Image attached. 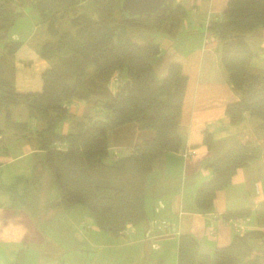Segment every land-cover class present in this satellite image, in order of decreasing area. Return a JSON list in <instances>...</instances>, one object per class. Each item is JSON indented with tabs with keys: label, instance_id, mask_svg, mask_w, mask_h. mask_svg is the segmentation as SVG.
I'll use <instances>...</instances> for the list:
<instances>
[{
	"label": "trees",
	"instance_id": "trees-1",
	"mask_svg": "<svg viewBox=\"0 0 264 264\" xmlns=\"http://www.w3.org/2000/svg\"><path fill=\"white\" fill-rule=\"evenodd\" d=\"M81 1L31 0L39 23L56 37L42 44L40 54L44 58L60 55L61 66L41 73V90L21 92L15 84L13 54L23 41L13 37L12 28L22 12L0 0V134L12 130L33 137L45 152L44 165L59 197L53 205H84L95 226L115 237L123 234L128 223L146 219V179L154 161L183 147L179 117L187 76L178 61L171 62L161 77L154 73L152 61L161 48L152 34L173 35L187 10L169 0L156 14L128 18L120 12V0H89L91 6L83 10ZM67 16L72 30H59L57 20ZM260 27H264V0H228L221 17L208 25L218 39L220 61L229 83L239 94L238 100L225 107L233 123L244 113L264 121V75L249 72L254 52L246 39ZM122 71L130 79V88L126 90L121 84L112 93L108 82L114 73ZM90 98L102 103L101 115L82 117L75 132L59 133L57 123L70 115L68 102ZM17 104L25 105L29 115L43 126L33 129L29 122L14 119L10 110ZM130 122L152 129L154 135L135 144L130 153L110 158L109 131ZM203 139L211 145L207 132ZM257 157L256 146L236 141L214 158L209 163L212 176L196 191L195 207L201 212L211 211L217 191L231 183L238 168ZM257 174L264 176V167ZM41 176L36 164L34 182ZM248 212H225L221 216L227 220ZM261 237L264 232L256 230L235 234L229 244L214 247L209 257L199 253V241L192 234L181 232L177 264H262L248 240Z\"/></svg>",
	"mask_w": 264,
	"mask_h": 264
},
{
	"label": "crops",
	"instance_id": "crops-1",
	"mask_svg": "<svg viewBox=\"0 0 264 264\" xmlns=\"http://www.w3.org/2000/svg\"><path fill=\"white\" fill-rule=\"evenodd\" d=\"M173 3L181 4L187 14L173 35L165 32L152 34V39L161 48L152 64L159 77L166 73L171 62L178 61L182 65L187 84L179 132L182 149L191 148L194 153L186 157L182 149L165 152L154 161L146 179L147 217L144 221L127 224L125 232L115 237H102L95 227L84 232L86 238L75 232L81 240L96 248L88 250L86 264H137L139 261L143 264H177L179 235L185 231L198 241L203 239L211 250L229 244L234 236L232 226L220 216L215 225L217 235H211L205 212L195 207L194 198L199 186L212 176L209 163L236 141L256 146L258 157L248 166L238 168L231 183L217 191L211 211L221 215L248 210V230L264 232V176L257 174L258 169L264 167V121L244 113L240 121L233 123L226 114V105L238 100L239 94L231 87L221 64L218 39L208 30L209 23L221 17L228 0H173ZM20 4L24 3L18 0L12 6ZM88 4L89 0H82L81 10L89 8ZM23 18L30 26L29 33L21 37V31L12 28L13 37L23 41L13 54L15 84L21 92L38 91L42 88L41 73L46 68H60L61 59L60 55L41 56L42 44L56 37L39 23L37 14L23 8L18 19ZM56 26L59 30L73 28L68 16L58 19ZM38 30L40 32H36ZM246 39L254 52L248 70L264 75V27L255 29ZM2 51L0 46V53ZM126 79L125 71L114 73L108 82L111 92L115 93ZM67 105L70 115L57 123L59 133L75 132L77 121L82 117L101 115L102 103L96 98L73 99ZM10 111L14 119L27 121L34 129L43 126L40 120L29 115L23 104L12 106ZM206 132L211 136L210 146L203 139ZM153 135L152 129H142L135 122L112 129L108 133L110 158L130 153L135 144ZM44 158V150L38 148L33 137L12 130L0 134V264H14L15 254L18 261L20 254L21 260L26 259L27 254L40 244H48L51 249L56 247L51 245L45 226L38 222H49V217L44 216L46 212H41L42 206L49 199L55 204L59 198L53 180L44 183ZM36 164L42 171L39 182L33 180ZM84 207L74 205L64 210L65 213L70 210L71 215L66 227H77L78 216L79 224L84 220L91 221ZM61 208L59 205L50 206L49 210L62 212ZM162 219L172 222L170 230L163 228ZM248 240L264 264V237ZM58 245L62 249V245ZM43 257L39 253L36 264H58L55 259ZM72 263L79 264L74 259Z\"/></svg>",
	"mask_w": 264,
	"mask_h": 264
},
{
	"label": "rangeland",
	"instance_id": "rangeland-1",
	"mask_svg": "<svg viewBox=\"0 0 264 264\" xmlns=\"http://www.w3.org/2000/svg\"><path fill=\"white\" fill-rule=\"evenodd\" d=\"M17 1L18 0H5L6 5L8 7H11L17 11L23 12V8H25L26 12H28V10L35 12L31 6V4L29 3L31 0H23V1L21 0L24 4H20L21 6L20 5L19 6H16V5L12 6V4H14ZM35 14H36V12H35ZM60 25H61V23H60ZM13 29H14V31H21V37H24V35L26 33H29L31 31L28 22L24 18L21 20L18 19L17 22L15 23V26L13 27ZM13 29H12V31H13ZM36 32H40V30H38ZM15 38H17V37L15 36ZM91 70H92V67L89 68V72ZM66 107H68V105H66ZM44 167L45 168L43 171L44 172L43 180H44V183H47V182H49V180H52V177L50 175V172L48 171V168L46 166H44ZM55 191H56V189H55ZM48 201L49 202H46V204H44L42 206L43 211H41V212H46V215H44V216L49 217V222H47L45 220H38V222L40 224H42L43 226H45V228H46L45 231L47 232V236L51 237V240H50L51 245H54L56 247H53V249H51L48 244H43V245L40 244L36 248L35 251L31 250L27 254L26 259L24 257V259L19 260V261H18V259H16V254H15L14 264H36V262L38 260V254L39 253H41L44 256L43 258H45V259H55V261H57L56 263H58V264H73L72 263L73 259L75 261H77V263H79V264H86L87 263V256L86 255L88 253V250L91 248H94V250H95L96 248L89 245L86 240H81L79 235L81 237H85L84 232H86L88 228H90V227L91 228H94V227L97 228L95 226L92 218L89 216L91 218L90 222H88L87 220H84L83 223L79 224L78 218L80 216H78V217H76L77 223H78L77 227L76 226L75 227H73V226L66 227L65 225L69 221V217H71L70 210L66 211V213H65L64 210H66V208L62 207L61 208L62 212H58V211L53 212V210H49L50 206H52V207L54 206L52 203L53 199H49ZM79 206L82 207L84 205L79 204ZM39 210H41L40 207H39ZM180 213H182V211H180ZM79 228H80V231H79ZM248 229H249V225H248L247 230ZM76 231H78L79 235H76V233H75ZM89 232H90V229H89ZM100 232L102 234L101 235L102 237H105V236L108 237L109 236L105 232H102V231H100ZM124 232H125V230H124ZM175 232H177V231H175ZM233 232H234V230H233ZM235 234H237V233L234 232V235ZM216 235H217V233H216ZM216 235H213V236H216ZM239 235H242V234H239ZM47 239L48 238L45 239V242ZM59 243L62 245V249H60V247L58 245ZM18 252H20V251H18ZM25 252H27V249H25ZM25 252H23V253H25ZM77 254H79V255H77ZM21 256L22 255L20 254L19 255L20 259H21ZM137 264H143V263H142V261H139ZM240 264H247V263H240Z\"/></svg>",
	"mask_w": 264,
	"mask_h": 264
},
{
	"label": "water",
	"instance_id": "water-1",
	"mask_svg": "<svg viewBox=\"0 0 264 264\" xmlns=\"http://www.w3.org/2000/svg\"><path fill=\"white\" fill-rule=\"evenodd\" d=\"M168 2L169 0H120L119 9L128 18L140 17L144 14L150 16L160 12L168 5ZM122 86L128 90L130 88V79H126ZM198 251L200 254H207L209 257L212 252L203 239L199 241Z\"/></svg>",
	"mask_w": 264,
	"mask_h": 264
},
{
	"label": "built area",
	"instance_id": "built-area-1",
	"mask_svg": "<svg viewBox=\"0 0 264 264\" xmlns=\"http://www.w3.org/2000/svg\"><path fill=\"white\" fill-rule=\"evenodd\" d=\"M58 145L62 147L63 144H58ZM182 153L184 156L190 157L193 155L194 150L191 148L185 147L184 149H182ZM205 215L207 217V220L209 221V225H208L209 233L211 235H216L217 231L215 229V225H216L217 220L221 219L222 216L215 214L212 211L205 212ZM220 216H221V218H220ZM223 221L229 223L232 226L235 233L244 234L248 228V225H249L248 224L249 223V216L247 214L242 215V216L241 215H235V216L230 217L227 220L223 219ZM160 223L163 226V228L168 229V230L171 229L172 222L170 220L162 219Z\"/></svg>",
	"mask_w": 264,
	"mask_h": 264
}]
</instances>
